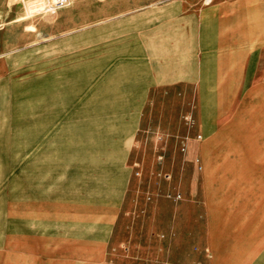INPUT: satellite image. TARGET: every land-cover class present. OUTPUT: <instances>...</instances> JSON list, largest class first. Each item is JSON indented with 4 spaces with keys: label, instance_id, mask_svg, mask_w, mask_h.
Wrapping results in <instances>:
<instances>
[{
    "label": "rangeland",
    "instance_id": "rangeland-1",
    "mask_svg": "<svg viewBox=\"0 0 264 264\" xmlns=\"http://www.w3.org/2000/svg\"><path fill=\"white\" fill-rule=\"evenodd\" d=\"M49 1L23 0L4 20L0 10V264H80L50 258L66 241L63 235L76 238L86 230L76 219L96 222L93 207L115 202L113 191L128 178L119 147L134 119L116 115L136 104L104 100L105 88L145 76L162 39L136 33L176 30L178 23L162 20L166 8L195 4L66 0L51 8ZM154 97L139 106L140 145L129 169L143 176L145 166L133 165L142 156L153 179L144 183L161 189V179L169 177V204L197 212L189 215L175 257L184 251L185 264H213L217 253L216 264H264L258 96L249 101V127H222L214 138L199 127L194 102L167 93ZM210 104L203 108L208 114ZM167 159L175 162L169 171L162 168ZM71 203L78 213L66 214Z\"/></svg>",
    "mask_w": 264,
    "mask_h": 264
},
{
    "label": "crops",
    "instance_id": "crops-1",
    "mask_svg": "<svg viewBox=\"0 0 264 264\" xmlns=\"http://www.w3.org/2000/svg\"><path fill=\"white\" fill-rule=\"evenodd\" d=\"M22 1L0 0L2 20ZM194 3L193 8L183 1L166 8L168 12L162 20L178 23V29L136 33V37L162 39L161 47H156L155 54L152 52V62H147L145 76L141 75L138 80L136 75L137 81L124 87L116 83L105 88L108 97L104 100L136 104L129 114L116 115L134 119L128 137L121 136V141L127 143L121 142L119 147L126 169H133L130 154L134 150L138 154L139 150V106L154 101L156 94L165 96L167 93L180 96L181 101L194 102L198 125L212 138L222 132V127L237 123L243 129L249 127V101L251 95L256 94L263 112L259 111L255 117L262 118L257 125L261 124L264 133V0H211L208 5L194 0ZM133 36L131 33L130 37ZM205 103H211L209 114L203 109ZM179 132L185 133V127ZM165 162L162 168L167 171L170 165H175L170 159ZM133 165L145 166L140 171L143 176L133 175V171L127 169V180L113 191L117 200L93 207L99 213L96 222L91 223L88 217L76 219L86 230L76 238L63 235L66 241L59 243L60 248H56L51 263L185 264V252L178 257L175 254L189 226V215L197 212L191 207L169 204L171 192L166 184L169 177L161 179V189L144 183L146 178L153 179L146 171L147 163L142 161V156ZM138 170L136 173L140 174ZM103 194L105 189H101L99 196ZM65 211L75 214L74 204ZM83 211L89 214L90 207L84 206ZM214 247L213 242V251ZM211 256L216 264L217 253Z\"/></svg>",
    "mask_w": 264,
    "mask_h": 264
},
{
    "label": "built area",
    "instance_id": "built-area-1",
    "mask_svg": "<svg viewBox=\"0 0 264 264\" xmlns=\"http://www.w3.org/2000/svg\"><path fill=\"white\" fill-rule=\"evenodd\" d=\"M65 2H66V0H50L49 1V7L57 8V7L62 6Z\"/></svg>",
    "mask_w": 264,
    "mask_h": 264
}]
</instances>
